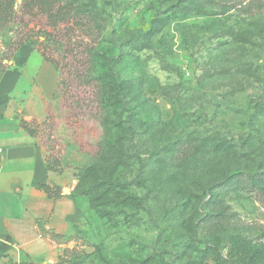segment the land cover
<instances>
[{
    "label": "rangeland",
    "instance_id": "obj_1",
    "mask_svg": "<svg viewBox=\"0 0 264 264\" xmlns=\"http://www.w3.org/2000/svg\"><path fill=\"white\" fill-rule=\"evenodd\" d=\"M63 1L71 15L54 27L18 0L0 33V117L35 134L76 203L70 235L51 238L58 258L37 264H264V185H224L236 171L264 172V11ZM27 40L37 43L15 51ZM44 50L57 66L52 91L35 78ZM108 117L123 125L109 130ZM111 136L122 144L110 149ZM91 167L118 180L109 199L91 186L105 195L99 212L89 183L76 190Z\"/></svg>",
    "mask_w": 264,
    "mask_h": 264
},
{
    "label": "crops",
    "instance_id": "obj_2",
    "mask_svg": "<svg viewBox=\"0 0 264 264\" xmlns=\"http://www.w3.org/2000/svg\"><path fill=\"white\" fill-rule=\"evenodd\" d=\"M35 78L43 91H52L56 70L43 60ZM44 183L61 185L48 170L44 151L17 121L0 117V264L58 258L48 232L70 235L76 203L69 196L50 199L39 189Z\"/></svg>",
    "mask_w": 264,
    "mask_h": 264
},
{
    "label": "trees",
    "instance_id": "obj_3",
    "mask_svg": "<svg viewBox=\"0 0 264 264\" xmlns=\"http://www.w3.org/2000/svg\"><path fill=\"white\" fill-rule=\"evenodd\" d=\"M63 0H22L20 11L22 14L27 16H38L43 15L47 18L48 22L57 27L61 23H65L66 20L70 17V12L68 10L69 5L67 3H63ZM18 0H0V33L8 29L9 26L14 22L15 18L18 16V9H17ZM220 6L227 8L229 10H236L241 14L250 15L254 12H262L264 11V0H218ZM96 6V5H95ZM91 12H87V15L91 17ZM158 24L154 25L153 30H156ZM46 37V42L50 40V37L47 33H44ZM19 46L15 51H18L25 43H29L30 46H35L37 43L36 41H29L26 42H19ZM42 56L45 61L51 62L54 67L57 69V66L53 63V61L46 56V51L42 52ZM10 57V56H9ZM12 58V56H11ZM9 60L10 58H4V60ZM3 60V62H4ZM7 68L2 66V62L0 64V78L5 75ZM106 124L110 129L113 130L114 127H120L123 125V120H116L112 117H108L106 119ZM24 129L27 133L34 137L35 134L27 129L24 126ZM108 146L110 149H115L122 144V141L111 136L107 141ZM184 152V148L180 149V153ZM185 153V152H184ZM187 153V151H186ZM186 153L184 154L186 156ZM184 156V157H185ZM119 165L124 166V162L122 159H117ZM48 167V166H47ZM48 170H52L48 167ZM118 180H115L113 175L106 176V178L99 173L97 168L91 167L88 168L80 178V184L77 187V191H81L83 188L84 183H89L90 188L88 189L87 195L90 196V204L92 209L96 211H100V199L105 195H101L98 192H95L97 189H91V186H98L101 185L103 187H107L109 191L106 194L107 198L109 199L110 192L115 191L117 186ZM226 185V189L231 190L232 192H237L240 190L241 192H252L255 191L264 185V172H256V173H247L245 171H236L224 182ZM39 189L44 191L50 199H57L62 196V192L60 193L59 186H51L48 183L41 184ZM94 191V192H92ZM118 196L123 198L126 203L135 204L136 200L129 194H124V192H119ZM139 205V204H137ZM141 207V204L139 205ZM216 218L219 216H215ZM50 237L58 238L64 235L56 234L52 231L48 232Z\"/></svg>",
    "mask_w": 264,
    "mask_h": 264
}]
</instances>
